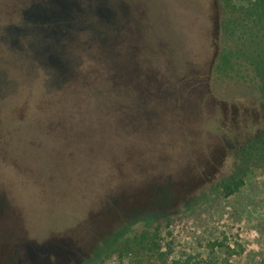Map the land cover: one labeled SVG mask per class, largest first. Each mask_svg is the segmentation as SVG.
Masks as SVG:
<instances>
[{
	"label": "trees",
	"instance_id": "16d2710c",
	"mask_svg": "<svg viewBox=\"0 0 264 264\" xmlns=\"http://www.w3.org/2000/svg\"><path fill=\"white\" fill-rule=\"evenodd\" d=\"M181 1L192 5L194 0ZM214 1L220 9L214 29L221 28L226 37L242 38V44L222 47L212 72L223 80L249 83L264 120V0ZM158 4L156 0H0V100L12 104L7 111L0 107V163H8L10 156L15 174L22 170L20 156L13 154L18 136L30 149L53 145L51 151L61 154L59 162L64 163L68 145L60 138L57 143L61 134L70 139L73 157L92 160L93 175L87 184L91 205L78 224L77 242L87 232L100 235L102 222L113 225L120 220L122 226L104 231L91 251L123 236L111 251L130 264H223L216 243L206 256L189 254L168 263L160 244L156 214L166 212L168 218V212H177L204 182L212 165L195 155L183 132L174 131L175 127L185 131L187 118L199 115L203 81L188 61L176 58L170 45L163 43L170 26ZM57 107L67 112L73 124L51 117ZM170 112L173 116L168 118ZM9 113L13 120L6 129ZM166 117L169 122L161 126L160 119ZM112 127L116 131H157L168 138L169 142L160 138L153 142L159 149V172H153L152 179H141L137 187V171L133 168L130 174L122 162L116 163L117 154L112 157L114 171L104 178V168L93 162L99 156L93 148L104 144ZM259 128L244 138L241 132L251 131V126L233 123L240 159L252 151H264L263 130L253 135ZM7 131L11 146L4 140ZM54 131L60 134L49 137L47 143L40 138ZM164 165L177 172L176 177L167 175ZM218 186L229 197L243 186V179L230 176ZM130 218L142 226L133 231L125 228ZM53 251L47 256L53 253L59 259ZM5 258L2 264H12L9 253Z\"/></svg>",
	"mask_w": 264,
	"mask_h": 264
},
{
	"label": "rangeland",
	"instance_id": "374dc122",
	"mask_svg": "<svg viewBox=\"0 0 264 264\" xmlns=\"http://www.w3.org/2000/svg\"><path fill=\"white\" fill-rule=\"evenodd\" d=\"M156 1L164 8L162 18L170 26L168 38H164L163 43L170 45L176 58L188 61L195 75L203 81L202 100L196 102L199 115L187 118L185 131L173 127L174 131L183 132V136L192 142L195 155L210 160L212 165L204 182L177 212H168V218H165L166 212L156 214L166 262L189 254L206 256L210 245L216 243L215 251L223 264H264V151H252L240 159L236 151L239 144L232 136L233 123L251 126V131L241 132L245 138L259 127L253 135L264 132V120L260 106L250 95L249 83L223 80L212 72V64L220 49L238 46L242 44V38L233 34L226 37L221 28L214 29L213 22L220 15L214 0H191L192 5H184L181 0ZM11 105L10 100H0L2 110L11 109ZM66 114L64 109L57 107L51 117L55 121L65 118L73 124ZM5 116L10 121L5 126L7 129L11 127L13 116L11 113ZM167 116L171 118L173 115L170 112ZM254 116L260 119L254 121ZM166 118L160 119L161 126L169 122ZM112 129L108 138L104 137V144L93 148L99 154L97 161L93 162L104 168V178L114 171L117 162H122L121 167L129 168L128 173L131 174L133 168L137 171V187L141 179H152L154 173L159 172L156 161L159 149L153 146V142L158 138L169 142L168 138L157 131ZM55 134L60 133L41 134L40 138L47 143L49 137H56ZM61 136L58 135L57 143L60 138L62 144L68 145L64 163L59 162L61 154L51 151L53 145L43 147L44 151L40 147V150L30 149L20 136L13 154L20 156L24 165L22 170L15 174L10 156L8 163H0V264L8 253L12 264L14 260L23 264H130L119 260L111 251L123 236L117 238L116 243L111 241L99 246L96 252L91 251L104 231L122 226L120 220L114 221L113 225L102 222L100 235L96 231L94 235L87 232L85 238L77 242L78 224L87 217L85 209L91 205L87 184L93 175L92 160L73 157L70 139ZM4 140L11 146L8 131ZM1 144L0 139L2 147ZM46 151L47 155L44 154ZM113 154H117L116 163ZM163 167L167 175L176 177L177 172H171L168 165ZM117 172L114 175H118ZM235 175L242 177L243 186L232 196L225 197L218 185ZM133 220H127L125 228L133 231L142 226L141 222L132 223ZM52 250L54 254L58 253L59 259L53 257V253L51 257L47 256Z\"/></svg>",
	"mask_w": 264,
	"mask_h": 264
},
{
	"label": "water",
	"instance_id": "95a60500",
	"mask_svg": "<svg viewBox=\"0 0 264 264\" xmlns=\"http://www.w3.org/2000/svg\"><path fill=\"white\" fill-rule=\"evenodd\" d=\"M152 15H154V16H155V14H154V13H152Z\"/></svg>",
	"mask_w": 264,
	"mask_h": 264
}]
</instances>
